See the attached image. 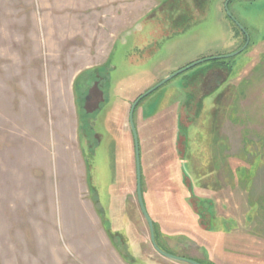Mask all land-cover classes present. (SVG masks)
Wrapping results in <instances>:
<instances>
[{
  "label": "rangeland",
  "instance_id": "obj_1",
  "mask_svg": "<svg viewBox=\"0 0 264 264\" xmlns=\"http://www.w3.org/2000/svg\"><path fill=\"white\" fill-rule=\"evenodd\" d=\"M226 3L0 0V264H172L128 116L199 61L135 108L144 205L171 255L264 264V0L228 3L221 58Z\"/></svg>",
  "mask_w": 264,
  "mask_h": 264
},
{
  "label": "water",
  "instance_id": "obj_2",
  "mask_svg": "<svg viewBox=\"0 0 264 264\" xmlns=\"http://www.w3.org/2000/svg\"><path fill=\"white\" fill-rule=\"evenodd\" d=\"M230 0H228L227 2H229ZM225 11L227 13V16L232 18V15L230 14L228 7H227V3L225 4ZM237 27L245 33L246 36V43L245 45L239 49L238 51L231 53L227 56L221 57V58H230L233 56H236L238 54H240L242 51H244V49L246 48L248 42H249V37L246 34L244 28H242L237 22H235ZM220 58V57H219ZM202 61H199L193 65H190L189 67H186L185 69H182L180 71H177L171 75H169L168 77H166V79H164L162 82H160L158 85H156L155 87H153L152 89L148 90L146 93H144L142 96H140L139 98H137L135 100L134 103H132L130 110H129V116H128V122H129V127L131 130V134H132V138H133V146H134V156H135V169H136V195H137V202H138V206L139 209L141 211V214L143 215L147 226H148V230H149V236H150V243L154 249V251L159 254L160 256H162L163 258L170 260L172 262L175 263H180V264H200L194 260L191 259H186V258H182V257H178V256H174L169 254L168 252L164 251L162 248L159 247L157 241H156V234H155V229H154V224L152 219L150 218L145 205H144V201H143V197H142V188H141V167H140V150H139V141H138V135H137V131L134 125V120H133V116H134V111L135 108L137 106V104L139 103V101L141 99H143L144 97H146L147 95H149L150 93H152L154 90H156L157 88H159L160 86H162L163 84H165L166 82H168L169 80H171L172 78L176 77L177 75H179L180 73L186 71L187 69L199 64Z\"/></svg>",
  "mask_w": 264,
  "mask_h": 264
},
{
  "label": "flooded vegetation",
  "instance_id": "obj_3",
  "mask_svg": "<svg viewBox=\"0 0 264 264\" xmlns=\"http://www.w3.org/2000/svg\"><path fill=\"white\" fill-rule=\"evenodd\" d=\"M227 1H228V0H227ZM230 1H231V0H230ZM230 1H229V2H230ZM229 2H227V7H228V3H229ZM169 7H170V8H165V9H168V10H167V15H166L167 17H168V16H173V15L175 16V15H177V14L180 13V10H177V7L174 8V6L171 7L170 5H169ZM182 8H183V7H182ZM176 10H177V11H176ZM183 10L185 11V9H183ZM224 10H225V6H224ZM225 12H226V11H225ZM158 14H159V13H156V14L154 13V15H158ZM226 15H227V13H226ZM227 17H228V16H227ZM228 18L232 21L233 25L237 26L236 23H235L236 21L234 20L233 17H232V18L228 17ZM243 33H244V32H243ZM244 34H245V33H244ZM216 60H217V59H216ZM208 61H214V60H207V61H205V62H208ZM203 63H204V62H203ZM219 68H221V67H219ZM217 69H218V68H215V70H217ZM215 70L210 71V73L213 74L214 72H216ZM204 77L206 78V76H204ZM204 77H202L201 79H202V80L205 79ZM200 85H203V81H201Z\"/></svg>",
  "mask_w": 264,
  "mask_h": 264
},
{
  "label": "trees",
  "instance_id": "obj_4",
  "mask_svg": "<svg viewBox=\"0 0 264 264\" xmlns=\"http://www.w3.org/2000/svg\"><path fill=\"white\" fill-rule=\"evenodd\" d=\"M201 3H204V0H199ZM159 17H160V15H159ZM178 17H183V18H185V15H182L181 13H179V14H177V15H173V16H166L165 15V17H163V20H164V23H168L167 25H169V24H173L172 23V21H176L177 19H178ZM154 229H155V227H154ZM155 231H156V229H155ZM156 241H157V239H156ZM159 245V244H158ZM159 247L161 248V246L159 245ZM163 249V248H162ZM164 250V249H163ZM165 251V250H164Z\"/></svg>",
  "mask_w": 264,
  "mask_h": 264
},
{
  "label": "crops",
  "instance_id": "obj_5",
  "mask_svg": "<svg viewBox=\"0 0 264 264\" xmlns=\"http://www.w3.org/2000/svg\"><path fill=\"white\" fill-rule=\"evenodd\" d=\"M159 15H160V14H158V15L154 16V17H157V18H158V21L160 20V17H159ZM194 15H195V14H194ZM194 15H192V16H194ZM152 20L154 21V25H155V23H158V21H157V22H155V19H154L153 17H152ZM167 24H168V23H166V26H169V25H167ZM154 25H153V26H154ZM159 25H160V24H157V26H159ZM170 25H171V24H170ZM171 26H172V25H171ZM159 30H160V29H159ZM157 33H158V32H157ZM161 244H163V243L161 242ZM169 262H170V261H169ZM124 263H125V264H128V263H127V262H125V261H124ZM172 264H174V263L172 262ZM177 264H178V263H177Z\"/></svg>",
  "mask_w": 264,
  "mask_h": 264
}]
</instances>
